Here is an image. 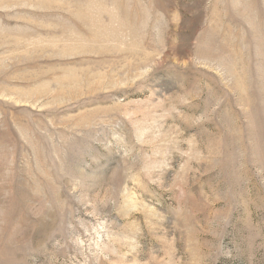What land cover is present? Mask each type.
<instances>
[{
  "label": "rangeland",
  "instance_id": "1",
  "mask_svg": "<svg viewBox=\"0 0 264 264\" xmlns=\"http://www.w3.org/2000/svg\"><path fill=\"white\" fill-rule=\"evenodd\" d=\"M0 264H264V0H0Z\"/></svg>",
  "mask_w": 264,
  "mask_h": 264
}]
</instances>
